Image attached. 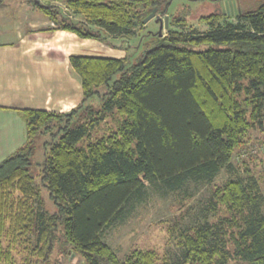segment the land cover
I'll list each match as a JSON object with an SVG mask.
<instances>
[{
	"label": "trees",
	"instance_id": "16d2710c",
	"mask_svg": "<svg viewBox=\"0 0 264 264\" xmlns=\"http://www.w3.org/2000/svg\"><path fill=\"white\" fill-rule=\"evenodd\" d=\"M50 1L21 3L37 7L58 30L106 42L103 33L136 36L135 25L143 26L153 8L165 14L172 0ZM187 14L172 15L169 24L184 26ZM226 14L201 15L205 32L170 30L132 62L71 55L80 103L67 112L19 111L25 141L0 160V264H58L50 259L55 246L85 264H264V195L250 175L211 187L205 210L214 220L178 229L176 261L150 248L121 259L102 239L149 182L173 190L188 178L209 181L245 148L250 129H264V0H238L235 23L222 24ZM93 97L98 106L85 104ZM42 135L49 139L35 174ZM42 187L55 211L48 213ZM18 244L25 256L15 262Z\"/></svg>",
	"mask_w": 264,
	"mask_h": 264
},
{
	"label": "rangeland",
	"instance_id": "374dc122",
	"mask_svg": "<svg viewBox=\"0 0 264 264\" xmlns=\"http://www.w3.org/2000/svg\"><path fill=\"white\" fill-rule=\"evenodd\" d=\"M214 11H222L220 1L217 3L211 0H172L165 14L155 15L148 22L143 23V26L135 25L136 36L112 38L103 33L102 36L106 38V42L95 40L94 46L87 45L85 51L94 56L125 57L128 62H132L143 48L152 46L157 37L166 35L170 30L185 33L191 30L207 31L209 25L201 21L200 16ZM187 12L184 26L177 27L169 24V18L172 15H186ZM72 17L76 20L81 18L79 15ZM227 21L235 23L237 20L233 14L229 13L225 15L221 23L224 24ZM204 47L193 46L197 49ZM114 79L116 76H113L112 80ZM99 90L103 93L105 87L101 86ZM87 103L98 106L96 97L85 104ZM107 123H111L110 119ZM102 128L94 132L93 136L99 134ZM48 137V135H42L36 140L37 145L32 157V171L35 174L40 170V164L37 165V163H41L44 158L42 142L48 140ZM248 175L257 180L264 195V129L258 127H253L248 131L245 137V148L235 149L230 163L219 170L211 180L201 181L188 178L181 187L173 190L159 182H149L140 199L130 201L125 206L123 216L104 230L102 239L116 251L121 259L134 248H150L155 250L159 257H168L170 261H176L182 251L178 229L189 227L206 219L214 220V216L206 213L205 210V205L211 195V187L221 184L228 178H244ZM36 182H38V177H36ZM40 190L48 213H50L54 206L52 207L51 201L46 198L45 189L42 187ZM21 247L18 244L11 252L15 262H19L25 256V251ZM50 259L51 261L56 259L58 264H85L82 257L73 250L68 251L65 256L59 254L57 246L51 252Z\"/></svg>",
	"mask_w": 264,
	"mask_h": 264
},
{
	"label": "crops",
	"instance_id": "0c3cea01",
	"mask_svg": "<svg viewBox=\"0 0 264 264\" xmlns=\"http://www.w3.org/2000/svg\"><path fill=\"white\" fill-rule=\"evenodd\" d=\"M4 3L0 5V160L25 141L20 110L65 112L79 103L81 81L69 57L94 56L85 50L95 42L56 29L33 5L21 0Z\"/></svg>",
	"mask_w": 264,
	"mask_h": 264
},
{
	"label": "water",
	"instance_id": "95a60500",
	"mask_svg": "<svg viewBox=\"0 0 264 264\" xmlns=\"http://www.w3.org/2000/svg\"><path fill=\"white\" fill-rule=\"evenodd\" d=\"M36 2H42L45 5H48L51 3L50 0H35ZM54 4L63 6L60 2H52ZM220 7L221 9L229 14H236L238 11V1L237 0H221L220 1ZM66 13H69L68 10L65 11ZM156 14V8H153L152 11L143 19V23L148 22L151 18L155 17ZM167 25V22H166Z\"/></svg>",
	"mask_w": 264,
	"mask_h": 264
},
{
	"label": "flooded vegetation",
	"instance_id": "af4514ba",
	"mask_svg": "<svg viewBox=\"0 0 264 264\" xmlns=\"http://www.w3.org/2000/svg\"><path fill=\"white\" fill-rule=\"evenodd\" d=\"M221 1V0H220Z\"/></svg>",
	"mask_w": 264,
	"mask_h": 264
}]
</instances>
